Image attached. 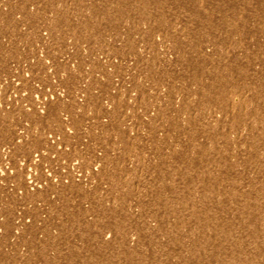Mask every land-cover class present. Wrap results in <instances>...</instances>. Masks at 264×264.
I'll return each instance as SVG.
<instances>
[{
	"label": "built area",
	"instance_id": "1",
	"mask_svg": "<svg viewBox=\"0 0 264 264\" xmlns=\"http://www.w3.org/2000/svg\"><path fill=\"white\" fill-rule=\"evenodd\" d=\"M55 4L46 10L52 19ZM10 5L0 9L12 11L9 24L15 23L16 31L21 32L20 23L24 24L17 21L18 11ZM99 30L92 32L89 42L79 45L71 33L52 29L63 35L60 41L64 43L56 57L60 60V75L56 77L55 68L49 66L41 72L26 62L10 68L4 64V56L0 60V82L5 75L8 84L0 83V152L10 158L23 153L13 158L18 163L0 159V171L5 175L0 176V264H126L135 256V243L126 242L134 238V222L119 218L121 212L128 213L135 203L162 200L153 195V185L160 171L173 172L174 164H178L172 149L168 150L174 138L169 137L160 115L161 109L170 110L175 101L151 102L143 109L150 85L164 91L174 87L166 75L167 56L154 66L152 52L135 33H125L123 28L120 34L119 24ZM54 40L49 44L50 53L58 46ZM179 70L172 71L176 85L183 79ZM41 84L43 89L39 91ZM58 86L62 91L56 93ZM9 93H15L11 100ZM59 97L65 101H59ZM47 113L52 119L48 125L44 120ZM168 114L173 120L179 119L171 110ZM100 119L102 125L95 131L94 123ZM26 127L29 132L33 128L38 131L35 149L42 142L51 145L46 159L58 160L59 164L50 175L36 157L25 156L26 143L16 145L13 141V131L23 132ZM113 127L115 133L110 132ZM106 131L110 133L104 135ZM143 147L148 150L145 155ZM152 152L154 158H150ZM72 162L81 168L72 169ZM109 165L113 169L107 170ZM119 171L116 190L109 189L106 182H113ZM17 173L19 184L15 181ZM3 193L20 204L12 206ZM91 198L100 202L104 215H92ZM59 199L69 207L63 212L65 221L57 216ZM47 208L56 217L40 221ZM108 210L116 215L110 216ZM148 212L146 207L141 214L146 216ZM73 220L76 222L70 224ZM50 223L55 233L47 228Z\"/></svg>",
	"mask_w": 264,
	"mask_h": 264
},
{
	"label": "rangeland",
	"instance_id": "2",
	"mask_svg": "<svg viewBox=\"0 0 264 264\" xmlns=\"http://www.w3.org/2000/svg\"><path fill=\"white\" fill-rule=\"evenodd\" d=\"M53 9L58 33L117 24L135 33L154 66L167 56L169 85L184 92L183 138L168 146L177 172L165 200L123 218L134 222L126 264H264V0H56Z\"/></svg>",
	"mask_w": 264,
	"mask_h": 264
},
{
	"label": "bare ground",
	"instance_id": "3",
	"mask_svg": "<svg viewBox=\"0 0 264 264\" xmlns=\"http://www.w3.org/2000/svg\"><path fill=\"white\" fill-rule=\"evenodd\" d=\"M55 1L56 0H0V6L1 7H5L4 4H7V5L11 4L9 7L11 9H15L16 11H18L16 13V17L18 19L17 21L18 22L21 21L24 24L22 26V24L20 23L21 30H22L21 32L16 31L15 23L14 24L12 23L11 25L9 24L12 11L8 10L5 12L4 10L0 9V11H1L0 12V60L4 56L3 62L6 66L11 68L12 65H17L18 63L26 62L30 66H35V67L39 68V70L41 72L47 66L55 68L54 69L55 77L60 75V73H59L60 69L58 66L60 64V60L59 59L56 60V57L58 56L57 53L60 51V47L64 44L63 42L60 41L61 39H63V35L55 33L52 31L51 27L53 24V19L46 12L47 7H50ZM18 5L19 6L22 5L21 8H19ZM1 28H3V29H1ZM91 37H92V35H90V36H78L77 35V37H75V42H76V44H79V45L83 44V43H87L91 40ZM54 38H55V40H54ZM53 40L58 42L59 47L58 46L55 47L54 49H52L54 53H50L51 48H50L49 44L51 42H53ZM44 44H46L47 46H44ZM171 44L169 46H171ZM168 50H169V48H168ZM171 51H172V47H171ZM174 51H175V49H174ZM179 67L180 66L178 63V70H179ZM46 77H47V75H45L44 78H46ZM1 79L2 80L0 83L5 84V82L7 80L5 75H3L1 77ZM6 86L8 87V84ZM29 86H30V84H29ZM72 86H75V85L72 84ZM12 88L14 89V87H12ZM42 89H43V85L41 84L39 87V91ZM55 89H56L55 90L56 93H59L62 91L61 87H59V86L56 87ZM21 90H22V88L19 89V91H21ZM88 90H91V88ZM156 90H158V91L156 92ZM13 94H15V93H9L8 100L12 99L11 96ZM59 95H61V94H59ZM145 95H146V98L143 101V102H145L143 109L148 108L150 106L151 102L161 103L164 100L173 99L175 102H174V105L172 107H170V110H171V112L178 114V112H177V110H178L177 108L179 107L178 104L179 103L182 104V102H184V92L182 91V93H181L178 90H174V87H172L169 91H164L163 87H162V89H157L156 86L150 85V88L146 89ZM24 96L25 95H22L19 98H23ZM59 101L63 102V101H65V98L59 97ZM36 102H39L37 97H36ZM59 107H61V105ZM170 110L169 109L166 110L164 108L160 110L161 122L163 123L164 128L169 131V135H170L169 137L174 138V136H175V139H176L175 141L178 144L179 138L180 139L183 138V131H182V129H183V127H182L183 117H182V115H179L178 120L174 119L175 120V126H176V128H174L173 117L171 114H168V112ZM44 120H45L46 125H48L47 122L51 123L52 122L51 114L47 113L46 116H44ZM102 121H103V119H100L98 121V123H94L93 127H94L95 131H97L100 128V125H102ZM21 125L22 124H20L21 128H25L24 125H22V126ZM103 125L106 126L108 124H106V125L103 124ZM9 128L12 131V127L10 126V124H9ZM28 130H29V128H28ZM28 130L26 127V130L23 132L13 131L12 139L16 143V145H17V143H20V144L26 143L27 150L25 151V153H27L28 155H25V156L26 157H28V156L36 157L35 158L36 161L38 160L37 163H39L41 161V164H42L41 168L44 171L48 170L49 175H50L51 173L54 172L53 168L55 167V165H57V163L59 164L58 160L49 159V158L46 159L45 155L48 154V150H49L51 145L49 143L42 142L40 148L35 149V145H37V141H38V139H37L38 138L37 137L38 131L36 128H33V130L31 132H29ZM116 131L117 130L113 127V128H111L110 132L115 133ZM110 132L106 131V132H104V135H108ZM142 151H143V154L145 155L148 150L146 149V147H143ZM22 154H23L22 152L14 153L11 156L12 158H10V157L6 156V154H4L3 152H0V159L5 158V159H8L9 161H12L11 163H18L19 160L13 159V158L21 157ZM135 156L138 157L137 154H135ZM154 157H155V152H152V155L150 158H154ZM173 157L176 159V161L178 163V160H177L178 154L173 153ZM51 161L53 164H49V162H51ZM177 166H178V164L175 163L173 166V172H177V169H176ZM74 167L81 168V166H79L78 163H77V165H75V163L72 162L71 168L73 169ZM115 167L116 166H114V168ZM110 169H113V165H109L107 167V170H110ZM173 172L170 171L168 173L163 174L164 169H163V171L159 172L158 178L153 185V188L155 189V190L152 189L153 195L158 196V197L163 195L162 194L163 193L162 192L163 186H165V184H169L168 183L169 177H170L169 174H173ZM73 175H74V173H73ZM75 175H77V174H75ZM0 176L5 177V175L2 171H0ZM19 176H20V174L17 173V175H16L17 178L15 179L17 184H19V180H20ZM120 176H121V172L119 171V176H116L113 182H111V180L106 182V185L110 184L109 189L116 190L118 181L120 180ZM104 177H111V175L105 174ZM28 179H29V177H28ZM162 179H164V183H162ZM35 181H36V179H35ZM11 192H12L11 190L8 191V194L11 195ZM57 192H58V190L51 192V194L54 195ZM159 192H161V193H159ZM3 194H5V193H3ZM9 195L5 194L6 197H9V201L11 202L12 206H14L15 204H20V202H18L16 199H14L13 197H11ZM143 198H147V197H143ZM59 201H60L59 202V208H58L59 212L57 213V216H58V214H60L62 216V220L65 221L67 215L63 214V212H65L69 207H68L67 202H65V201L61 202V199H59ZM89 201H90L89 202V204H90L89 210L92 212V215H97V214L104 215L105 214L104 212L102 213V208L100 207V205H101L100 202H98L95 198H91ZM162 201H163V199H162ZM151 202H154V201L150 200V203ZM135 204L137 205V203H135ZM135 204L133 205V209L129 210L128 213L124 214L123 212H121V215L119 218H124V217L125 218H135L137 216ZM39 206L42 207V204H40ZM39 206H37V207H39ZM45 211H47V212H45L44 214L42 213V215H40V217H39L40 221H43L46 218L56 217L55 215H53V213H51L49 211V208H47ZM69 214H70V211H69ZM107 214H109L110 216L116 215V213L112 214V212H110V210L107 211ZM73 222H76V220L70 221V224ZM47 228L49 229L50 233L56 232L52 229V228H54V226L51 223L47 225ZM110 250H111V248H110Z\"/></svg>",
	"mask_w": 264,
	"mask_h": 264
}]
</instances>
